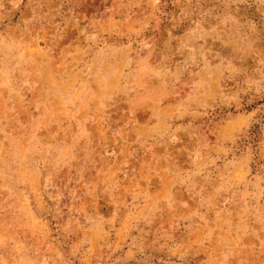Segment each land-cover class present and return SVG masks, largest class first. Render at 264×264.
Instances as JSON below:
<instances>
[{
  "label": "rangeland",
  "instance_id": "obj_1",
  "mask_svg": "<svg viewBox=\"0 0 264 264\" xmlns=\"http://www.w3.org/2000/svg\"><path fill=\"white\" fill-rule=\"evenodd\" d=\"M0 264H264V0H0Z\"/></svg>",
  "mask_w": 264,
  "mask_h": 264
}]
</instances>
